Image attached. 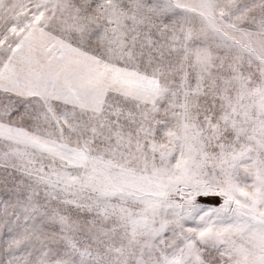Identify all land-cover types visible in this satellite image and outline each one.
Segmentation results:
<instances>
[{
	"label": "snow or ice",
	"instance_id": "obj_1",
	"mask_svg": "<svg viewBox=\"0 0 264 264\" xmlns=\"http://www.w3.org/2000/svg\"><path fill=\"white\" fill-rule=\"evenodd\" d=\"M0 264H264V0H0Z\"/></svg>",
	"mask_w": 264,
	"mask_h": 264
}]
</instances>
